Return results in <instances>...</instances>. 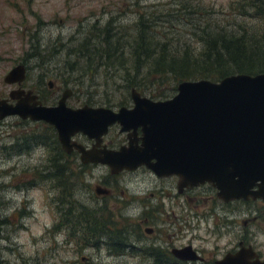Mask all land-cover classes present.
Instances as JSON below:
<instances>
[{
  "label": "rangeland",
  "instance_id": "rangeland-1",
  "mask_svg": "<svg viewBox=\"0 0 264 264\" xmlns=\"http://www.w3.org/2000/svg\"><path fill=\"white\" fill-rule=\"evenodd\" d=\"M251 1L0 0V96H7L11 88L4 82L8 70L24 61L30 66L25 84L33 85L39 74L46 72L45 79H53L54 90L58 87L63 89V86L73 90L67 99L70 107L84 104L112 109L131 107L130 89L122 87L124 80L121 71L103 66L94 70L86 59H78L73 54L77 45L89 37H92L93 44H99L102 35L91 34L92 26L102 29L111 22L124 35L126 55L140 18L148 20L163 37L166 34L179 42L186 41L191 46L199 47V39L194 34L198 32L196 26L201 30L207 25L209 31L219 27L227 30L242 27L262 30L264 20L255 16L249 5ZM56 47L58 50L54 51ZM170 87L169 82L150 84L142 90V95L151 97V93L166 92L169 94L166 98H152L165 100L177 92ZM47 101L53 102L52 99ZM18 120L15 116L0 120V264H141L138 259L128 255L121 261L102 256L105 255L104 248L101 249L104 259L100 260L99 257L95 259V252L91 248L85 252L76 251L75 254L67 252L66 249L72 246L60 243L65 238L63 232L52 231L58 217L51 198H55L58 191L51 188L53 181L42 180L36 173L46 163L49 148L34 145L29 150L18 151V147H11L16 143V137L22 140L23 134L37 130L33 123L26 126ZM112 131L119 136L117 127ZM102 172H108V169L96 166L86 172L84 178L89 181L90 187L84 189L81 186L76 190L74 197L79 201L77 205L92 202L89 195L95 179ZM134 174L148 177L149 171L142 169ZM29 180L33 181L28 187H22ZM134 182L139 185H135L133 190L151 188L150 182ZM191 196L195 197L194 200L174 210L183 219H188L187 223L181 224L182 233L185 234L181 240L192 241L194 246L209 255L215 253L214 256L220 257L233 248L243 234L241 221L247 215L244 211L246 204L235 203L234 223L230 224V228L220 225L217 235L213 229V210H219L221 202L214 198V192L206 188H198ZM257 205L260 206L261 202H257ZM124 213L130 218L137 216L135 210ZM111 215L117 221L121 217L120 213ZM165 222L169 227H165L164 223V227L156 230L157 234L164 237L165 233L178 232V228L169 225L167 219ZM256 227V224L248 223L247 228L254 232L249 240L264 256V233L257 232ZM84 257H90V263Z\"/></svg>",
  "mask_w": 264,
  "mask_h": 264
},
{
  "label": "water",
  "instance_id": "water-1",
  "mask_svg": "<svg viewBox=\"0 0 264 264\" xmlns=\"http://www.w3.org/2000/svg\"><path fill=\"white\" fill-rule=\"evenodd\" d=\"M24 79L22 64L4 76L9 84ZM69 95L66 90L55 105H43L28 94L15 103L0 98V120L16 115L44 121L54 127L65 151L75 148L82 162L106 165L111 173L145 166L158 176L177 175L186 186L209 183L225 201L264 197V72L181 81L165 100L132 88V106L118 109L87 104L73 108L66 104ZM114 124L127 133V143L97 149ZM79 132L95 139L90 149L72 139ZM181 257L196 256L188 248ZM215 264L264 260L249 246L225 254Z\"/></svg>",
  "mask_w": 264,
  "mask_h": 264
},
{
  "label": "flooded vegetation",
  "instance_id": "flooded-vegetation-1",
  "mask_svg": "<svg viewBox=\"0 0 264 264\" xmlns=\"http://www.w3.org/2000/svg\"><path fill=\"white\" fill-rule=\"evenodd\" d=\"M93 28L96 30L100 29L96 28V26H92L91 29ZM89 47H91L90 44ZM53 50L56 51L58 48H53ZM19 64H22L25 67V79L21 82L10 84L4 81L6 84L10 85L11 88L9 89L7 96H0V98H5L8 99L10 103H15L19 98H22L28 94L36 96L37 101H40L43 105H55L66 90H69L70 95L68 98L72 95L73 90H71L69 87L63 86V89L58 87L56 90H54L55 86H53V79H45L46 72L40 73L35 79V83L33 85H26L25 82L28 78V70L30 69V66H27L24 61L16 65ZM16 65L12 66L10 69ZM64 83L66 84V80ZM11 94L15 97L14 99L11 98ZM51 99L53 102L47 101ZM15 117L19 119L18 121L21 124L26 126H28L29 123H33V125L37 128L36 131L39 130V132L45 125L51 126L44 121L31 120L30 118H21L16 115ZM51 127L54 129L53 126ZM114 127L119 129L118 124L111 125L108 129V132L103 136L102 142L97 147V149H102L104 147L108 149H118L120 146L127 143V133L120 132L119 130L117 132L119 136H116L112 131ZM140 135L141 131L138 129L137 137ZM72 139L83 145L85 149H90L95 143L94 138L91 139L81 132L76 133ZM60 148L62 151L61 157L47 156L46 163L43 165V168L41 166L43 171L47 170L48 172L47 165L51 164V162L67 163L70 165L69 169L72 170H75L76 165H79L78 169L83 170L82 179L78 180L81 181L79 185L73 182L69 183L70 191L67 192L68 196H66L62 201L58 199V194H56L55 198H51L52 203L54 204L56 218L58 217L55 220L54 230L52 229V231L63 232L65 238L60 243H63V245L67 247L72 246V248L66 249L67 252L75 254L76 251L85 252L91 248L95 252V259H98L99 257L100 260L104 259V257H101V249L104 248L105 255L102 256L112 258L115 261H121L125 259V256L128 255L138 259L141 264H215V261L221 259L225 254L229 252L234 253L241 247L251 246L259 259L264 260V256L254 247V245H252L249 240L250 236L253 237L254 232H250L247 228L248 223H254L257 225V232L260 231L264 233V197L257 199L249 197L248 199H234L225 201L218 196L217 189L209 183H203L193 187L186 186L180 182V178L177 175L158 176L145 166H140L134 170H123L119 173H111L106 165L100 163L82 162L80 159V153L75 148L69 152L65 151L61 145ZM96 166H105L108 169V172H102L99 174L98 178L95 179L96 181L93 184V190L89 195L92 202L84 205L79 203L77 205L76 202L79 201H77L74 197L75 189L77 190L81 188V186L84 189L90 187L89 181L84 177L87 176L86 172L89 169H94ZM41 168H38L37 171H40ZM142 169H147L149 171L148 177H140L137 174H134L136 171ZM31 181L33 180H29L27 182L30 183ZM134 181L150 182L149 186H151V188L133 190L132 188L135 185H139V183H135ZM22 187L26 188L28 187V184L26 183ZM257 187L258 186H255L253 189H257ZM198 188H206L210 192H214V198L221 202L219 210H213V215L215 216L213 229L214 233L217 235L218 230L221 228L220 225H223V228H225V226L230 228V224L234 223L237 210L235 203L242 202L243 204H246L244 211L247 213V215L241 221L243 225V234L239 237L236 244L234 241L235 246L226 250L220 257L214 256L215 253H211V255H209L205 250L194 246L192 241L184 242L181 240L185 235L182 233L181 224L182 222L183 224L187 223L188 219L187 217L183 219V217L180 216V214L175 213L174 210H176L175 208H183L185 203L194 200L195 197L191 195ZM84 200H86V193ZM257 202H261V205L258 206ZM90 209L108 214L120 213L121 217L119 221L114 220L112 215H110L112 221L109 222L110 224H125L123 227L126 228V232H124L126 240L124 242L117 240L114 241L113 237L115 233L113 232L115 231V228L110 227L105 229L108 230L105 234V237L98 242H90L83 247L77 245L74 241L75 228H72V225L74 224L73 219L75 213L77 210ZM131 210L137 211L136 217L130 218L125 215L124 212H129ZM220 211L222 213H220ZM61 214H64L69 222V227L62 228V230L56 228L57 224L59 223V219L61 218ZM201 215H203V213H201ZM124 218H130V221L123 222L122 220ZM166 219L169 225H174L173 227L178 228V232L173 234L165 233V236L163 237V235L157 234L156 230L164 227L162 226L164 223L165 227H169L165 222ZM102 228L98 227V230L100 229L99 231H101ZM233 240L234 237L232 241ZM188 248L192 255L196 256L194 259H182L181 255H184ZM84 258L87 259V263H90V257Z\"/></svg>",
  "mask_w": 264,
  "mask_h": 264
},
{
  "label": "trees",
  "instance_id": "trees-1",
  "mask_svg": "<svg viewBox=\"0 0 264 264\" xmlns=\"http://www.w3.org/2000/svg\"><path fill=\"white\" fill-rule=\"evenodd\" d=\"M250 7L255 16L264 20V0H252ZM184 7V6H183ZM186 8H189L186 6ZM191 20H189V23ZM108 22L102 29H92L91 34L102 35L99 44H93L91 38L85 39L77 45L74 55L86 61L97 69L100 66L106 69L114 68L121 71L124 80L122 87L126 90L136 88L141 94L142 90L150 84L168 83L170 89L176 91L177 84L185 80L209 79L219 81L231 74H257L264 72V28L253 30L242 27L227 30L219 27L209 31L207 25L203 29L196 26L198 32L194 34L199 39V47L190 45L186 41L168 35L158 34L148 20L142 18L136 24L137 32L129 42V52L126 55L124 35ZM89 44L91 47H89ZM93 44V46H92ZM75 66V65H74ZM73 68V67H71ZM150 98H166V92L151 93ZM123 104V102H122ZM121 104V105H122ZM16 137V143L11 147H18V151L29 150L34 145L46 146L47 156L61 157V148L56 133L51 126H44L42 131H33ZM28 153L30 151H27ZM69 169L70 165L63 162H51L47 170L37 171L39 177L53 181L51 188L58 191V199L62 201L70 191V182L77 185L82 179L83 170ZM29 184V182H27ZM76 192V189H75ZM110 213L95 210H77L73 219L74 241L77 245L85 246L90 242H98L105 237L107 228L113 227V240L124 242L125 224L112 223ZM129 222L130 218H124ZM67 217L61 214L56 228L69 227ZM98 227L102 228L101 231Z\"/></svg>",
  "mask_w": 264,
  "mask_h": 264
}]
</instances>
